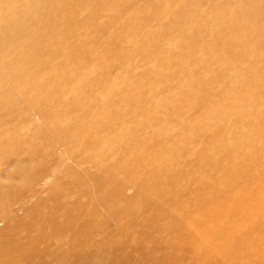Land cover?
<instances>
[{"label": "rangeland", "instance_id": "rangeland-1", "mask_svg": "<svg viewBox=\"0 0 264 264\" xmlns=\"http://www.w3.org/2000/svg\"><path fill=\"white\" fill-rule=\"evenodd\" d=\"M253 1L0 0L1 264H264Z\"/></svg>", "mask_w": 264, "mask_h": 264}, {"label": "bare ground", "instance_id": "bare-ground-1", "mask_svg": "<svg viewBox=\"0 0 264 264\" xmlns=\"http://www.w3.org/2000/svg\"><path fill=\"white\" fill-rule=\"evenodd\" d=\"M23 2H26V8L25 9H23L20 13H19V15H20V28H21V34H22V37L24 38V42H25V44H24V50H25V53L27 54V55H29V46L30 45H32V44H34V45H36V46H38L39 44H40V42H41V39H42V37H43V33L42 32H40L39 31V28H37V30H34V28H33V26L36 24L38 27L40 26V24H41V14H42V12H44V10L46 11V10H50V11H52V12H50V14L51 13H53V12H57V10H59V3H58V0H32V1H34V3H33V5L28 1V0H22ZM227 1V0H226ZM229 1V0H228ZM243 1V0H242ZM245 1H247V0H245ZM255 1V0H254ZM253 1V2H254ZM13 2H14V0H13ZM15 2H16V0H15ZM14 2V3H15ZM21 2V1H20ZM64 2V1H63ZM196 2H197V0H196ZM196 2H195V4H196ZM11 4H12V2H11ZM21 4H23V3H21ZM63 4V3H62ZM218 4V3H217ZM232 4V3H231ZM15 5V4H14ZM24 5V4H23ZM193 5V4H192ZM238 5H240V4H237V7H238ZM257 5V4H256ZM2 6V5H1ZM13 6V5H12ZM18 6V5H17ZM67 6V5H66ZM242 6V5H241ZM19 7V6H18ZM192 7V6H191ZM194 7V6H193ZM221 7V6H220ZM232 7V6H231ZM255 7V6H254ZM7 8V7H6ZM23 8H24V6H23ZM68 8V7H67ZM226 8V7H225ZM252 8V7H251ZM9 9V8H8ZM64 9V8H63ZM195 9V8H194ZM242 9V8H241ZM240 8L238 9V10H241ZM243 9H245V8H243ZM257 9V8H256ZM255 9V10H256ZM61 10V9H60ZM59 10V11H60ZM237 10V9H236ZM62 11V10H61ZM64 11H65V9H64ZM215 11V10H214ZM228 11V10H227ZM247 11V10H246ZM3 12H5V10L3 11ZM233 12H236V11H232L231 13H233ZM241 12H242V10H241ZM252 12V11H251ZM255 12V11H254ZM253 13V12H252ZM256 13V12H255ZM255 13H253V14H255ZM240 14H243V13H240ZM59 15V14H58ZM10 16V15H9ZM12 17L14 16V15H11ZM52 16V15H51ZM56 16H57V13H56ZM222 16V15H221ZM223 16H225V15H223ZM222 16V17H223ZM229 16V15H228ZM234 16V15H233ZM237 17V16H236ZM253 17H254V15H253ZM52 19L54 18V17H51ZM58 18V17H57ZM221 17H219V19H220ZM244 18V17H243ZM247 18H248V14H247ZM251 18V17H250ZM255 18V17H254ZM229 19V18H228ZM237 19H239V18H237ZM222 20V19H221ZM223 20H224V17H223ZM240 20V19H239ZM253 20V19H252ZM228 21V20H227ZM230 21V20H229ZM228 21V22H229ZM242 21V20H241ZM246 20L244 19V22H245ZM255 21H257V20H255ZM223 22V21H222ZM231 23H232V20L230 21ZM250 22H252L251 20H250ZM249 21H248V24L250 23ZM44 23H46V22H44ZM241 23V22H240ZM239 23V24H240ZM230 24V23H229ZM243 24H244V26H245V23H243L242 22V29H243ZM251 24V23H250ZM232 25H233V23L231 24V27H232ZM261 25V24H260ZM10 26V25H9ZM226 26H227V24H226ZM229 27V26H228ZM235 27H236V25H235ZM239 27V26H238ZM249 27H251V26H249ZM4 28V27H3ZM15 28V27H14ZM47 28V27H46ZM234 28V27H233ZM5 29V28H4ZM19 29V28H18ZM250 29V28H248V27H246V29H245V31H248V30ZM17 30V29H16ZM251 30V29H250ZM257 30V29H256ZM43 31V30H42ZM234 31H235V29H234ZM239 31V30H238ZM245 31H243V32H245ZM254 31V30H253ZM49 32V31H48ZM242 31L240 30V34H238L240 37L239 38H241V33ZM47 33V32H46ZM251 33V32H250ZM249 33V31H248V34H250ZM2 34V33H1ZM15 34V33H14ZM17 35L19 34L18 33V30H17V33H16ZM244 34V33H243ZM242 34V35H243ZM248 34H244V36L245 35H248ZM251 34H254V33H251ZM250 34V36H252ZM258 35V34H257ZM15 36V35H14ZM256 36V35H255ZM4 37V36H3ZM6 37V36H5ZM47 37H49V36H47ZM243 37V36H242ZM261 37V36H260ZM254 39H255V37H253ZM257 39H258V36L256 37ZM242 39V38H241ZM253 39V40H254ZM260 39V38H259ZM258 39V40H259ZM256 40V39H255ZM260 41V40H259ZM257 42V41H256ZM39 48V47H38ZM262 61V60H261ZM8 65V64H7ZM0 69H1V67H0ZM3 261V260H2ZM1 264V263H0Z\"/></svg>", "mask_w": 264, "mask_h": 264}]
</instances>
